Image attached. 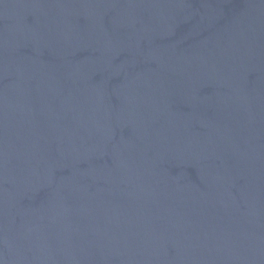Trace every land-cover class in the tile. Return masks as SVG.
Listing matches in <instances>:
<instances>
[{"label": "water", "instance_id": "95a60500", "mask_svg": "<svg viewBox=\"0 0 264 264\" xmlns=\"http://www.w3.org/2000/svg\"><path fill=\"white\" fill-rule=\"evenodd\" d=\"M0 264H264V0H0Z\"/></svg>", "mask_w": 264, "mask_h": 264}]
</instances>
